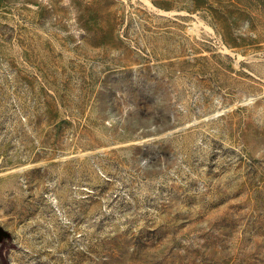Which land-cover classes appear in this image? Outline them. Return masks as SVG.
Instances as JSON below:
<instances>
[{
  "label": "rangeland",
  "instance_id": "rangeland-1",
  "mask_svg": "<svg viewBox=\"0 0 264 264\" xmlns=\"http://www.w3.org/2000/svg\"><path fill=\"white\" fill-rule=\"evenodd\" d=\"M0 264H264V0H0Z\"/></svg>",
  "mask_w": 264,
  "mask_h": 264
},
{
  "label": "water",
  "instance_id": "water-1",
  "mask_svg": "<svg viewBox=\"0 0 264 264\" xmlns=\"http://www.w3.org/2000/svg\"><path fill=\"white\" fill-rule=\"evenodd\" d=\"M5 233H6L5 229L0 225V240L2 239Z\"/></svg>",
  "mask_w": 264,
  "mask_h": 264
}]
</instances>
